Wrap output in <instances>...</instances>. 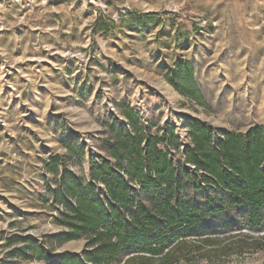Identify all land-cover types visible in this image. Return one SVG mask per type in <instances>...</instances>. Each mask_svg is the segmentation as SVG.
Masks as SVG:
<instances>
[{"label": "rangeland", "instance_id": "rangeland-1", "mask_svg": "<svg viewBox=\"0 0 264 264\" xmlns=\"http://www.w3.org/2000/svg\"><path fill=\"white\" fill-rule=\"evenodd\" d=\"M182 64L197 96L172 82ZM193 121L215 141L264 131V0H0V264H46L26 245L62 231L55 160L87 175L167 125L184 144ZM190 242L177 264H264V232Z\"/></svg>", "mask_w": 264, "mask_h": 264}, {"label": "trees", "instance_id": "trees-1", "mask_svg": "<svg viewBox=\"0 0 264 264\" xmlns=\"http://www.w3.org/2000/svg\"><path fill=\"white\" fill-rule=\"evenodd\" d=\"M173 76L177 89L197 96L191 68L179 65ZM143 139L121 144L128 156H92L87 175L55 160L51 172L64 170L47 202L62 231L45 247L27 244L28 253L47 256L46 264H177L178 250L194 249L191 238L264 232V131L215 141L211 128L193 121L184 144L168 125L163 137ZM81 239L82 253L51 255Z\"/></svg>", "mask_w": 264, "mask_h": 264}]
</instances>
